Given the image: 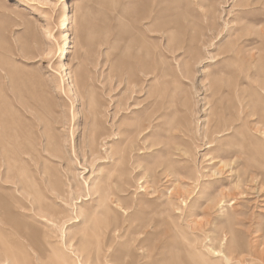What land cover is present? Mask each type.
<instances>
[{
  "label": "rangeland",
  "instance_id": "rangeland-1",
  "mask_svg": "<svg viewBox=\"0 0 264 264\" xmlns=\"http://www.w3.org/2000/svg\"><path fill=\"white\" fill-rule=\"evenodd\" d=\"M144 42L154 48L153 74L135 57L148 52ZM159 53L172 75L158 80ZM259 121L264 0H0V144L2 125L16 133L11 155L44 176L45 202L58 210L34 209L19 171L4 175L38 240L0 223V264H152L154 256L159 264H264V193L253 190L262 180ZM112 148L126 157L117 166ZM51 168L66 197L50 191L43 170ZM229 244L243 258L227 261Z\"/></svg>",
  "mask_w": 264,
  "mask_h": 264
},
{
  "label": "bare ground",
  "instance_id": "bare-ground-1",
  "mask_svg": "<svg viewBox=\"0 0 264 264\" xmlns=\"http://www.w3.org/2000/svg\"><path fill=\"white\" fill-rule=\"evenodd\" d=\"M71 23H72L71 22V19L68 18L67 27H69ZM126 31L127 32H131V34H132L131 36H129V48H131V46L133 45V43L136 40L135 38L133 39V36L135 34L132 31H129V28L128 27H126L125 32ZM129 35H130V33H129ZM63 37L65 38V40H68L70 38L69 32H66V34ZM144 45L146 46V49L148 50V52L142 46L141 47V50L142 51H146V52L142 55V52H139L138 51L139 53L137 54V52H136L137 55H135V57L138 58V59H141L142 62H144L145 64H147L148 67H146V69H144L145 73L153 74L154 72H153V67H152V58H153V52H152V50L154 48L150 47L147 42H144ZM141 55H142V58H139V57H141ZM157 63L158 64H161L163 67H162L161 70L158 69V73L157 72L155 73L156 74V78L159 80V78H163L164 79L166 77H171L172 73H171L170 65H169V63L165 62V60L163 58V54H161V53L158 54V62ZM129 69H130V71L129 70L128 71H129L130 77L131 78H134L135 77L134 68L131 66ZM136 81L139 84H142V82H143V80L141 78L140 79L139 78H136ZM83 86H84V82L79 81V88H82ZM140 91H141V89H140ZM89 101H90L89 102V111H90L91 119H92L91 120L92 121V124H91L90 135H91V141L94 144L96 142V140H95V133H96V129L98 127V112L96 111L97 102H96V99L94 98L93 94H91ZM162 102H163V100H162ZM158 104H160V103H158ZM168 104L169 103H167V105ZM166 113H167V111H166ZM165 116H167V115L165 114ZM210 126H213V125H210ZM257 126L258 127L256 129V133L262 134V136H264V122L261 125L262 127H259L260 126V121L257 122ZM2 127H3V130H4V137L5 138L2 141V143L0 144V158H2V160H3L4 169L7 168V170L4 171V169L2 170L1 167H0V181L2 180V178L4 177V175L10 177L12 174H14L15 172L19 171L20 173L18 172V180H19L18 185H20L21 186V189L23 191L27 192L28 194H30V193H34L35 194V199H34L35 201L33 202V205L34 204H37V207H34V209L36 208L39 211L49 212L50 214H53L54 215L55 213H57L56 211H58V210H56L57 207H55V208L52 207V206L49 207V206H47V204L45 202V199L48 198V200H49V197H47L48 194L46 192L48 189L45 188V186H44V184L46 182V180L44 179V176L40 174L42 177L39 178L38 176H35L34 174H32V172L28 171L27 164L30 163V161H27L25 159H22L21 158V155L19 157L20 161L17 160V159H15L11 155V152L10 151L13 150L12 149L13 148V144L16 143V133H14L12 135L10 133V129L5 128V126H3V125H2ZM216 127H217V125H216ZM213 131H215V130H213ZM31 134H32V137H35V135L33 134V132ZM119 135H120L119 143L120 144L125 143V140L123 139V130L122 131L119 130ZM47 138H48V136H47ZM53 140L54 139L52 138L51 140L48 141L47 146L45 147L46 150L52 152V150H54V149H52L53 146L58 148L57 143H54ZM28 144H30V143L27 142V146H28ZM58 144H59V142H58ZM32 146H33V144H32ZM262 146H264V145L262 144ZM20 151L23 154H26L28 156H29V154H32L31 153L32 151H30L28 148H24L23 147V148L20 149ZM116 152L117 151L114 148L111 149V154H112V159H113L112 165L113 166L114 165L117 166L120 162H122L123 159H126L125 155L123 156V158H119L118 157L116 159V157H115V155L117 154ZM132 152H133V149H132V146H130V148H129V155H128L130 162H131V159L133 158ZM127 153H128V151H127ZM120 154L121 153L119 152V155ZM124 154H125V152H124ZM249 158H247V159H249V160H251V159L252 160H256V158H255L254 155L250 156ZM31 159L33 160V158H31ZM18 161H19V164H18ZM258 164H259V168L261 169V178H262L263 181L260 179V182H261L260 187H257V188L255 187V189H253V190H257L258 193H264L263 192V190H264V156L258 158ZM39 173H42V172L39 170ZM43 173L46 174L47 177H48L47 182H48V184H49V186L51 188L50 191H57L59 197H61V196H65L66 197L68 195V192L66 190L63 189V191H61L62 189L61 190L59 189L60 186H62L63 184L61 185L60 184L61 182L59 180L54 179V174L55 173H54L53 168H51V171L43 170ZM14 178H13V182L16 185L17 189L20 190V188L17 186L16 182L14 181ZM258 179H259V176H256V177L255 176H252V177H250V181L251 182H256ZM216 182H218V179L213 180L212 183H216ZM239 186L242 187L240 184H239ZM108 187H109L110 190L112 189V186H108ZM237 188H239V187H237ZM243 194H245V191L241 188V190L239 191V193H232L231 195L232 196H235V195H243ZM232 200H234V199H232ZM119 201L120 200L117 199V202H112V203L115 206L119 207V205H120ZM16 202H18L22 206L20 208H25L26 203L24 201H22L21 198L17 197L14 194H6L5 193V189L2 187V184L0 183V223L2 225H4V226L9 227L10 229L22 230V232H23V234L21 233V235H22L21 237L22 238H27L30 241H32L33 243H36V241L38 240L36 238V236H37L36 234H37L38 230L36 228H35V230H33L34 228H32L33 226H31V224L29 223V221L23 216V214H21V212H19V211H17L15 209ZM221 203H224V201L221 202ZM52 205H53V203H52ZM27 230H28V234H26L27 233L26 232ZM1 231L3 233H7V232L9 233V230H5L4 229V230H1ZM174 238H175L174 236H169V239L171 240L172 243L174 241ZM227 249H228V253H225L222 250H219V249H215V248H211L210 247V249H208V252H210L211 255L214 258H218L219 256H221V254L223 252L224 253V258L227 261H231L233 259V256H235L234 258H237V259L243 258V254L246 252V251H242V250H239L238 251L236 248H234L233 244H229L227 246ZM171 252H173V254L175 255L174 249H172ZM152 259H153L152 264H159V258H158V256H154ZM176 262H177V260H176ZM176 262L175 263H172V264H176Z\"/></svg>",
  "mask_w": 264,
  "mask_h": 264
}]
</instances>
